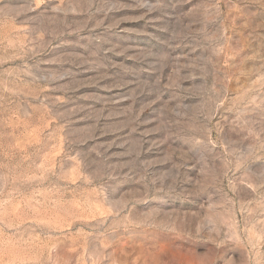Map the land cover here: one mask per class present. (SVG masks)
I'll list each match as a JSON object with an SVG mask.
<instances>
[{
  "label": "rangeland",
  "instance_id": "obj_1",
  "mask_svg": "<svg viewBox=\"0 0 264 264\" xmlns=\"http://www.w3.org/2000/svg\"><path fill=\"white\" fill-rule=\"evenodd\" d=\"M0 264H264V0H0Z\"/></svg>",
  "mask_w": 264,
  "mask_h": 264
}]
</instances>
